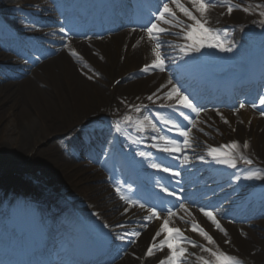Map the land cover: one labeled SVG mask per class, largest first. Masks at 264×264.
I'll list each match as a JSON object with an SVG mask.
<instances>
[{"label":"bare ground","instance_id":"6f19581e","mask_svg":"<svg viewBox=\"0 0 264 264\" xmlns=\"http://www.w3.org/2000/svg\"><path fill=\"white\" fill-rule=\"evenodd\" d=\"M4 1L11 0H0V5ZM232 2L251 6L253 12L249 14L241 9H235L229 15L227 5L210 11L211 26L227 28L228 35L225 44L233 46L231 52H221L215 49L214 64L224 66L225 63H229L241 74L244 68L253 65L255 67L251 53L257 45L264 42V26L260 25L261 18L256 14L257 9L255 8L256 4H264V0H232ZM188 6L191 7V5ZM259 10H264V8ZM68 13L69 17L73 18L74 12ZM79 22L78 28L84 23ZM17 26L19 27L18 23L13 28L18 30ZM23 28L20 27V29ZM172 31L174 34L177 30ZM5 34L0 28V42L6 36ZM163 39L172 40L173 44L182 43L177 37L174 38L171 35L164 36ZM151 47L152 44L147 40L145 32L134 30H125L100 40H94L92 37L84 39L72 37L61 48L57 56L40 65H34L36 61L32 65L23 64V67L18 63H6L7 66L19 72L18 78L8 79V76H3V72H0V158H13L16 162L26 166L34 164L29 168L20 167L17 170L8 169L0 172V203H6L10 199L14 209H22L21 213L16 216V221L25 228L24 231L28 236L35 235L39 243L55 240L56 246L75 244L74 237L71 235L74 223L69 221V216H72L75 224L77 222L79 227L85 224L91 233H102L103 231L102 224L95 221L116 226L120 231L117 236L132 232L134 227L139 230L143 229L140 236L133 239L136 242L129 243L127 250L121 253V258L113 264H158L159 260L167 254L165 249L163 253L156 252L152 257H145L147 247L152 243V237L159 229L161 221L154 219L150 227L139 226L135 217L141 219L147 213L135 207L128 216L123 218L131 219L132 222L120 223L121 219L116 217L120 212V209L117 210L120 205L112 196L113 189L108 187V180L105 179L107 176L94 171L93 166L76 163L86 158L85 148L90 149L87 137L82 136L79 144L74 143L76 139L73 137L77 134L75 130L77 126L86 125L88 122H100L102 117H111L114 105L118 110H122L124 106L121 105L125 103L124 101L147 105V111L154 113L156 110L152 109V103L147 97L156 92L162 84H167L170 75L176 78L177 86L180 88L189 86L188 89H190L194 85L196 87L197 83L191 74L193 64L185 59L187 55L183 56V59L180 58L183 54L178 48L165 46L166 51L163 49L167 57L165 69L169 70L170 75H166V71L160 72L157 69L147 73L142 72L144 65L153 59ZM73 50L77 53L76 56L71 54ZM238 59L240 62H237ZM5 62H7L6 58L0 56V64L3 65ZM115 73L120 77L123 76L122 82L126 83L124 88L121 87L122 84L116 85L113 89L110 88L107 77ZM143 74H145L144 77H142ZM165 91L167 89H162L158 93L161 99L156 100L157 107L161 103H167L163 98ZM230 92H235V90L227 91V93ZM192 93V99H197L195 88ZM246 97L244 95V97L236 98L237 111L222 113L223 119L205 121L204 124L198 122L197 127L191 133L194 142L192 148L187 151L189 161L187 164L180 162L182 169L187 172L197 170L202 165H209V172L222 174H212L211 179L218 182L225 180L231 182L226 189L227 195L213 196L207 204L208 209H216V214L221 219L220 224L227 235L209 226L210 221L200 213V209L190 208L191 211H195V218H189L191 215L179 212L178 220L171 218L170 223L173 227L185 230V235L195 240L198 245L206 244L202 237L190 231L191 223L198 222L213 236L222 251L236 257L241 264H264V219L247 220L249 210H253L254 206L258 208L264 205V116L260 114L264 111V105L258 103V111L246 106L241 109L240 103L244 102ZM115 98L121 105L115 103ZM147 111L142 110L141 113L133 114V117L142 118L143 115H147ZM225 120L227 123L224 122ZM110 126L113 127L111 138L119 137L121 133L116 131L115 125L110 123ZM88 130L92 131L91 136L94 132L93 142L97 139L102 142H105V138L106 141L108 140L109 131L106 127L95 124ZM122 130L125 132L123 128ZM232 141L239 142L241 146L239 150L253 161L250 166L241 165L236 173V176L241 174L239 181L227 174L225 165L215 163L207 155L208 147H218ZM245 141L249 145L246 150L243 149ZM108 142H110V135ZM77 146L81 147L80 153L77 151ZM96 146L99 150L105 148L101 142H98ZM94 152L98 154L95 149ZM199 156H204L205 159L200 160L197 158ZM249 170L258 171L260 178L243 179ZM6 176H15V179L9 180L8 177L5 179ZM19 176L25 177L26 180L20 182ZM122 178L125 182L133 184V179L129 174L122 175ZM186 186L179 189V195L187 196L192 193L191 190L185 188ZM211 186H216V184ZM32 187L40 192L49 190L54 195L58 194L59 202L66 204V209L72 210L76 216L70 215L68 211V215H61L56 220L59 230L56 225L49 226L47 229L53 233H43L37 227V216H34L31 211L34 202L27 201L24 191ZM240 188L244 189V194L235 195L234 191L239 192ZM192 195L188 198L190 202L193 200ZM225 196L228 200L235 202L234 205L229 206L227 202H224ZM41 200L48 206V199L42 198ZM146 207H151V205ZM180 216L183 217V221L179 219ZM222 218L230 221L244 219V225L224 222ZM3 222V216L0 215V227ZM118 225H124V227H118ZM119 240L121 243L125 241V239ZM226 240L229 242L225 243ZM0 242L4 245L13 243L4 239L3 236H0ZM188 247L189 253L208 257L206 253L201 252L199 247ZM65 253L67 254L68 250L62 251V256ZM68 260H64L62 264H67ZM186 260L188 264H199L195 256L189 255Z\"/></svg>","mask_w":264,"mask_h":264},{"label":"snow or ice","instance_id":"6c2138e0","mask_svg":"<svg viewBox=\"0 0 264 264\" xmlns=\"http://www.w3.org/2000/svg\"><path fill=\"white\" fill-rule=\"evenodd\" d=\"M188 5H191L189 7ZM227 5V13L231 15L235 9H241L245 13L252 14L253 9L251 6H243L240 3L233 4L232 0H159L157 7L152 12L153 19H150L145 27L142 29L147 37V40L152 44L151 54L153 59L150 63L144 65L141 69L142 72H150L153 69H157L160 72L165 71V60L167 57L164 55V47L178 48L183 56L189 55L193 52H200L203 48H214L221 52H231L233 50L232 45L225 44V39L228 35L227 28H215L211 26V20L209 13L216 7ZM256 14L261 18L259 23L264 26V4H256ZM179 13V15H178ZM223 15V13L221 14ZM183 17V18H182ZM173 29L177 31L174 33L178 40L182 43L170 44L167 40L163 39L164 36L173 35ZM64 31L63 28L60 29ZM135 47V45H134ZM73 56L77 53L73 50L71 52ZM162 89H167L163 93V98L167 103H161L158 105L160 108H166L170 110L171 114H164L157 112L152 115H143L141 117L133 118L129 114H125L120 121L115 124V129L118 133L123 134L122 124L130 125L135 131L144 133L147 130H151L155 133L151 136L152 143L151 148L156 152L163 154L162 156L153 157L151 152H138L137 155L145 158H152V162L148 164V167L156 169L160 172L168 173L172 179L179 177L181 173L174 169L172 164L165 163L166 159L172 161L181 160V163L187 164L189 157L187 151L193 146L192 130L197 127V120H193L185 111L187 109L191 113H195L199 117L202 109H199L188 95H186L180 87H178L171 78L168 79L167 84H162L160 88L147 97L149 101L156 103V100H160L161 97L158 93ZM259 105H264V95L259 97ZM245 103H240V108L243 109ZM252 108H257L256 103L251 104ZM129 108L136 113H141L142 110H147V105H129ZM172 114H178L183 121L187 122L188 127L185 124L180 123L173 118ZM219 114V113H218ZM260 114L264 116V111ZM223 119V117H221ZM158 121L164 126L163 129L157 126ZM227 123V120L224 121ZM164 129L168 132H174L176 136L182 138V140L174 139L172 136L164 134ZM203 131V129H199ZM207 135V133H205ZM137 141H133L136 143ZM240 144L237 141H232L228 144H223L218 147H208L207 155L217 164L225 165L229 168H236L238 163L245 165H252L253 161L247 158L239 150ZM249 147L248 142L243 143V149ZM200 160H204V156L197 157ZM260 175L258 171L249 170L244 176L245 180L259 179ZM235 179L239 181L240 176H236ZM157 185L160 187V191L167 194V196H175L176 193L169 191L166 186L157 181ZM114 191L120 200L124 201L129 207H138L144 210L147 214L143 217L144 221L151 222L152 220H160L159 229L152 237V243L149 244L145 252V257H152L156 252L163 253L165 249L167 254L159 260L158 264H185L186 258L191 255L195 256L199 264H241V261L236 257L222 251L213 236L204 229L198 222H193L190 225V231L197 233L200 237L206 241V244H197L195 240L190 239L185 235V230L179 227L171 226V218L177 217L178 212L174 211L175 205L172 207L164 208L163 206H151L146 207L145 204L140 203L138 200H133L130 197L123 194L120 186H115ZM180 200V197H176ZM129 207L124 209V212L129 211ZM179 209L185 213H189L188 207L181 202ZM202 214L215 226L220 232H225L220 222L216 219L215 214L212 211L201 208ZM190 214V213H189ZM95 215V214H94ZM179 219L183 221V217ZM105 228L109 225L105 224ZM118 227H124V225H118ZM142 227H147V224H143ZM139 231L125 232L124 235L117 236V239H125L126 237H139ZM162 237V238H161ZM159 238V239H158ZM131 243H135V240H131ZM229 241H225L228 243ZM199 247L202 253H207L209 258H205L203 255L196 256L195 253H189V247ZM214 246V247H213Z\"/></svg>","mask_w":264,"mask_h":264},{"label":"rangeland","instance_id":"374dc122","mask_svg":"<svg viewBox=\"0 0 264 264\" xmlns=\"http://www.w3.org/2000/svg\"><path fill=\"white\" fill-rule=\"evenodd\" d=\"M14 2H15V4H17V3H19L20 5L19 6H17V8H20V7H24V0H14ZM27 9V8H26ZM27 14V13H26ZM7 17V16H6ZM28 17V16H27ZM8 18V17H7ZM29 18V17H28ZM55 55V53L54 52H44V53H41L40 55H38L37 54V57L36 58H38V62H43V61H45V60H47V59H50L51 57H53ZM39 64V63H38ZM9 76V78L10 79H15V78H17L18 77V72H16V71H11V72H8L7 73ZM12 75V76H11ZM119 75L116 73V74H113L112 76H110V78L109 79H107V80H109V81H111L112 82V80H114L115 78H117ZM108 78V77H107ZM126 86V83H124V84H122L121 85V87L122 88H124ZM264 88V80L261 82V85H260V91H258L255 95H252L251 96V98L248 100V103L247 104H250V106H251V104H253V103H256L257 104V101L259 100V97L261 96V94H262V92H261V89H263ZM116 101V100H115ZM220 107H222L223 109H226V110H232V109H234L235 108V106L233 105V104H228L227 106H224V105H222V104H215V105H208V107H205L206 109H217V108H220ZM189 115V114H188ZM189 116H191V115H189ZM212 116V115H211ZM213 117H215V118H217V119H220V116L219 115H217V114H214V116ZM74 121H76V120H74ZM24 162V161H23ZM25 162H28V161H25ZM22 165V166H21ZM34 166V164L33 163H31V164H29L28 166H26L25 164H20L19 162H16V160L15 159H13V158H7V159H5V158H0V172H4V171H7L8 169H18V168H20V167H22V168H29V167H33ZM4 170V171H3ZM10 175V174H9ZM39 176V175H38ZM7 177H8V179L9 180H12V179H15V176L13 177V176H6L5 177V179H7ZM40 178L41 179H44L43 177H41L40 176ZM19 180H20V182H24L25 180H26V178L25 177H20L19 176ZM45 180V179H44ZM33 186V185H32ZM69 193V192H68ZM43 195H45V193L43 194ZM258 218H260L258 221H260L261 219L263 220L264 219V216L263 215H259L258 216Z\"/></svg>","mask_w":264,"mask_h":264}]
</instances>
